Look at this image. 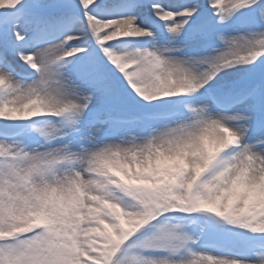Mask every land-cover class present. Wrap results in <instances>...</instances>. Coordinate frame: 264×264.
<instances>
[{
  "label": "snow or ice",
  "instance_id": "1",
  "mask_svg": "<svg viewBox=\"0 0 264 264\" xmlns=\"http://www.w3.org/2000/svg\"><path fill=\"white\" fill-rule=\"evenodd\" d=\"M0 264H264V0H0Z\"/></svg>",
  "mask_w": 264,
  "mask_h": 264
}]
</instances>
